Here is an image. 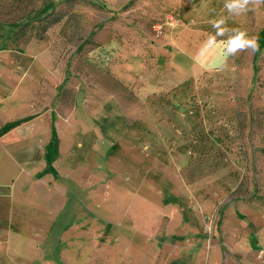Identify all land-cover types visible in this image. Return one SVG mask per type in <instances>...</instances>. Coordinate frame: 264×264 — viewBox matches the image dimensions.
Instances as JSON below:
<instances>
[{
    "label": "rangeland",
    "instance_id": "1",
    "mask_svg": "<svg viewBox=\"0 0 264 264\" xmlns=\"http://www.w3.org/2000/svg\"><path fill=\"white\" fill-rule=\"evenodd\" d=\"M52 1L0 0L3 133L24 121L25 108L38 106L29 79L46 88L48 102L58 91L62 120L71 116L74 98L66 86L76 77L86 76L135 102L108 69L99 71L84 61L99 31L111 30L102 39L115 37L118 29L108 27L126 24L125 19L136 24L157 10L170 15L196 41L190 42L193 53L215 33L209 21L221 16L228 18L227 27L257 35L260 44L255 53L228 57L232 65L212 63L199 74L191 72L186 86L154 101L152 108L127 110L131 125L119 144L98 139L95 108H78L71 119L86 125L72 136L79 200L70 263L259 264L256 252L264 249V5L232 17L225 0H61L43 11ZM52 19L59 21L43 31ZM170 31L176 35V29ZM41 33L43 39H36ZM127 35L135 43L142 34ZM86 136L94 140L90 164L81 162L86 146L76 147Z\"/></svg>",
    "mask_w": 264,
    "mask_h": 264
},
{
    "label": "crops",
    "instance_id": "2",
    "mask_svg": "<svg viewBox=\"0 0 264 264\" xmlns=\"http://www.w3.org/2000/svg\"><path fill=\"white\" fill-rule=\"evenodd\" d=\"M165 16L157 10L136 24L125 19L126 24L108 27L118 29L115 37L110 36L111 30H100L97 45L85 57L87 66L99 71L108 69L135 102L102 84L95 85L86 76L85 84L80 82L83 77H76L66 86L74 98L71 116L62 120L58 91L49 94L53 98L48 102L46 88H37L34 79L28 80L37 108H25L21 124L4 133L0 130V264H71L70 255L76 252L79 200V158L73 152L72 136L85 131L86 125L71 119L78 108H95L93 124L98 139L119 144L131 125L127 110L152 108L154 101L186 86L191 72L199 74L217 59L209 57L203 64L198 63L199 51L193 53L190 49V42L197 43L183 22ZM171 28L177 30L176 35ZM129 33L142 35L135 44ZM101 34L110 35L102 39ZM232 64L234 59L227 58L226 66ZM93 144L91 136H86L85 144H76L86 146L82 164H90Z\"/></svg>",
    "mask_w": 264,
    "mask_h": 264
},
{
    "label": "clouds",
    "instance_id": "3",
    "mask_svg": "<svg viewBox=\"0 0 264 264\" xmlns=\"http://www.w3.org/2000/svg\"><path fill=\"white\" fill-rule=\"evenodd\" d=\"M264 5V0H225L224 8L229 17L239 16L252 10L250 6L258 7ZM227 17L221 16L218 19L210 20L214 34H210L202 44L197 53L196 60L203 64L209 57L216 56L214 66H226L228 57H235L241 52L251 50L255 53L260 50L259 37L257 35L249 36L246 30L241 28H229L226 26ZM225 37V39H218Z\"/></svg>",
    "mask_w": 264,
    "mask_h": 264
},
{
    "label": "trees",
    "instance_id": "4",
    "mask_svg": "<svg viewBox=\"0 0 264 264\" xmlns=\"http://www.w3.org/2000/svg\"><path fill=\"white\" fill-rule=\"evenodd\" d=\"M59 1H61V0H54V1H52L51 3H49L48 5H46V6L44 7L43 11H45V12L48 11V10L51 9L56 3H58ZM58 21H59V19H52V20H50V22H48V23L46 24L47 26H42V27H43V31H46L47 27L56 24ZM45 27H46V29H45ZM21 29H22V27L19 28V30L16 32V37H18V36L21 34V33H20V32H22ZM36 39H38V40H42V39H43V34H42V33L39 34V36H38Z\"/></svg>",
    "mask_w": 264,
    "mask_h": 264
},
{
    "label": "built area",
    "instance_id": "5",
    "mask_svg": "<svg viewBox=\"0 0 264 264\" xmlns=\"http://www.w3.org/2000/svg\"><path fill=\"white\" fill-rule=\"evenodd\" d=\"M256 259L259 264H264V249L258 250L256 252Z\"/></svg>",
    "mask_w": 264,
    "mask_h": 264
}]
</instances>
